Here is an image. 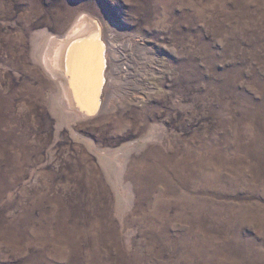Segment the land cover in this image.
<instances>
[{
    "label": "rangeland",
    "instance_id": "374dc122",
    "mask_svg": "<svg viewBox=\"0 0 264 264\" xmlns=\"http://www.w3.org/2000/svg\"><path fill=\"white\" fill-rule=\"evenodd\" d=\"M0 264H264V0H0Z\"/></svg>",
    "mask_w": 264,
    "mask_h": 264
},
{
    "label": "bare ground",
    "instance_id": "6f19581e",
    "mask_svg": "<svg viewBox=\"0 0 264 264\" xmlns=\"http://www.w3.org/2000/svg\"><path fill=\"white\" fill-rule=\"evenodd\" d=\"M102 34H104V31L99 22L93 19L90 21L82 19L68 34L67 43L59 44L60 47L56 49L54 47L55 53L52 60L53 64H56L54 67H58L63 62V66L72 78L71 83L75 89L76 100H79L80 105L83 107L82 110H84V107L87 110L90 104L95 107L101 103V96L104 92L103 84L107 82L105 71H107L108 66L103 67L106 46L103 40H100Z\"/></svg>",
    "mask_w": 264,
    "mask_h": 264
}]
</instances>
